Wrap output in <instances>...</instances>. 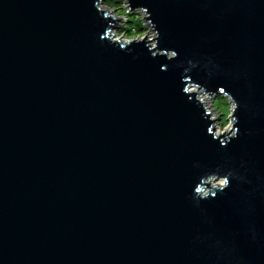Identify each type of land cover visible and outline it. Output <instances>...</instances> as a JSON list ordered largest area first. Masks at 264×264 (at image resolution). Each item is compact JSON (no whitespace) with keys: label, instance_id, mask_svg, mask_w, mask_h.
Returning <instances> with one entry per match:
<instances>
[{"label":"water","instance_id":"obj_1","mask_svg":"<svg viewBox=\"0 0 264 264\" xmlns=\"http://www.w3.org/2000/svg\"><path fill=\"white\" fill-rule=\"evenodd\" d=\"M131 6L151 12L160 50L245 70L209 82L249 105L239 139L212 142L180 70L144 43L130 54L102 44L110 25L92 0H0V264H196L194 165L244 156L264 170V0L212 13L188 0ZM236 199L204 202L222 232L238 226ZM256 208L264 233V201ZM240 247L264 264V247Z\"/></svg>","mask_w":264,"mask_h":264},{"label":"clouds","instance_id":"obj_2","mask_svg":"<svg viewBox=\"0 0 264 264\" xmlns=\"http://www.w3.org/2000/svg\"><path fill=\"white\" fill-rule=\"evenodd\" d=\"M200 6V10L212 13V6L218 3L235 4L244 0H188ZM93 6L102 22L109 23L107 31L99 37L100 42L118 47L130 54L131 46L144 43L152 59L164 58L172 68L181 72L183 85L181 94L188 97V102L201 110L200 120L206 125L207 135L220 148L239 139L240 123L238 112L249 111L247 103H241L225 87L213 89L209 82L214 79L238 82L245 77V70L239 66L225 67L215 54H192L181 58L176 50L162 51L159 48L161 33L151 12L144 6L132 8V0H125L122 7L128 14H138L143 22V31L138 35L127 32L125 25L128 17H121L114 7H109L104 0H92ZM231 11V9H225ZM210 39V37L205 38ZM135 58V57H134ZM176 61L175 64L171 62ZM203 76V78H201ZM223 98L227 102L224 112H218L215 103ZM245 135H253L246 131ZM192 191L189 195L191 206L202 215L203 227L194 234L190 241V251L196 253V264H249L242 255L240 240L252 246L264 247L262 233L254 219L258 201H264V170L249 157L239 159L225 156L221 162L209 167L197 163L194 165ZM233 191L237 195L231 215L238 221V226L228 232H222L214 218L207 215L204 202L220 199L222 194Z\"/></svg>","mask_w":264,"mask_h":264},{"label":"rangeland","instance_id":"obj_3","mask_svg":"<svg viewBox=\"0 0 264 264\" xmlns=\"http://www.w3.org/2000/svg\"><path fill=\"white\" fill-rule=\"evenodd\" d=\"M116 12L119 13L121 17L123 16L128 17L127 24L125 25V28L128 33H130L131 35L138 36L143 31V22L138 14H132L135 17L134 20L136 21L133 22V20H130L131 16H128V13L125 11L124 8L122 10H116ZM209 103L210 104L215 103L218 112L223 113L224 110H226L227 108V102L222 97L220 98L219 101H215V102L210 101Z\"/></svg>","mask_w":264,"mask_h":264},{"label":"trees","instance_id":"obj_4","mask_svg":"<svg viewBox=\"0 0 264 264\" xmlns=\"http://www.w3.org/2000/svg\"><path fill=\"white\" fill-rule=\"evenodd\" d=\"M104 2L109 7H114L115 10H122L123 9L122 5L125 3V0H104ZM128 16H131V19L130 20H133V22H136L134 20L135 17L132 14H128Z\"/></svg>","mask_w":264,"mask_h":264}]
</instances>
